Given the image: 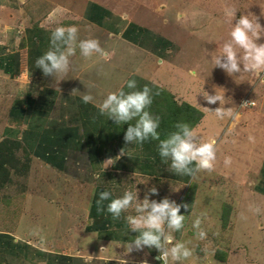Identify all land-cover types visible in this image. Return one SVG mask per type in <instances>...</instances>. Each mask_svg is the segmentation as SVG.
<instances>
[{
	"label": "crops",
	"instance_id": "crops-1",
	"mask_svg": "<svg viewBox=\"0 0 264 264\" xmlns=\"http://www.w3.org/2000/svg\"><path fill=\"white\" fill-rule=\"evenodd\" d=\"M219 2L227 18V2ZM182 4L0 0V264L152 261L159 255L155 248L127 252L124 247L136 235L127 218L138 215L139 201L113 219L106 210L108 201L103 212L97 211L95 201L101 191H109L112 198L137 192L142 201L155 187L158 195L149 194V200L167 198L183 205L187 189L194 185L188 208L181 207L183 228L172 232L165 227L173 243L182 241L188 227L196 233L207 229L194 228L191 218L217 226L224 218L220 234L236 218L238 235L242 231L237 221L246 218L264 234V84L258 75L244 72L249 77L240 85L236 81L232 90L213 80L204 67L196 71L194 61H185L188 47L180 32L197 29L196 17L206 12ZM70 26L77 27L79 39H97L107 57L93 55L86 60L77 49L66 75L44 76L35 66L36 59L50 48L53 30ZM251 75L258 80H249ZM128 80L136 81V90L145 85L152 89L146 110L159 117L160 139L175 131L177 123H186L201 141H216L213 171L175 174L170 161L161 159L158 140L126 144L127 124H115L93 103L81 100L85 93L99 102L122 87L131 91ZM203 92L223 94V106L236 115L221 119L206 111L205 107L214 111L220 104H207ZM230 127L236 135L229 134ZM226 134L235 136L227 139ZM225 157H230V164H225ZM198 177L204 180L202 185L194 184ZM217 178L227 182H211ZM218 249L224 251L221 245Z\"/></svg>",
	"mask_w": 264,
	"mask_h": 264
},
{
	"label": "clouds",
	"instance_id": "clouds-1",
	"mask_svg": "<svg viewBox=\"0 0 264 264\" xmlns=\"http://www.w3.org/2000/svg\"><path fill=\"white\" fill-rule=\"evenodd\" d=\"M236 10H230L227 15L235 18ZM249 15H241L231 25L228 33L229 39L223 43L222 48L212 58L213 67H219L228 75L247 72L259 75L264 73V43H257L264 36V28L257 22V18ZM79 49L84 59H90L93 55L106 58L107 53L95 38H78V29L75 26L57 27L50 34V48L35 61L36 68L42 70L44 76L56 77L67 74L70 67V57L74 56ZM195 76V73H192ZM126 87L131 91L125 92L123 87L115 92H109L102 101H95L90 93L81 96L83 103H93L103 116H107L117 125L127 124L124 133L126 144L133 142L142 144L149 138L158 140V152L163 161H170V168L177 175L191 176L196 171H213L216 160V141L214 139L206 142L201 141L196 131L186 123H177L176 130L171 132L166 139H160L157 131L159 117L147 111L152 103V89L145 85L137 89L135 80H128ZM75 90H73L74 92ZM158 94V93H157ZM207 104H216L220 107L214 111L204 108L206 111L214 112L218 118L225 116L233 117L236 114L232 108H225L223 94L209 95L203 92ZM135 121V123H132ZM123 154V153H122ZM225 164L231 163L230 157H225ZM194 165V167H193ZM149 194L158 195L155 187L145 194L144 199L138 200L137 192L125 191L121 197L112 198L109 191H101L96 199L97 211L103 212L104 202L107 203V212L113 219H119L121 213L128 209L134 200L139 201L135 210L136 216L127 218L130 230L136 233L134 239L127 242L124 247L127 252L133 249L140 250L143 247L155 248L159 253L158 259L162 264H168L169 257L174 262L187 259L192 256V250L183 242L173 243L171 232H166L165 227L172 232L179 231L184 226L185 216L180 214L181 207L187 209V204H177L167 198L149 200ZM259 211V209H255ZM200 219L193 222V227L199 229ZM200 239L205 238L206 233L198 232ZM171 245V247H168ZM102 250V249H101ZM120 264H127L120 260Z\"/></svg>",
	"mask_w": 264,
	"mask_h": 264
},
{
	"label": "rangeland",
	"instance_id": "rangeland-1",
	"mask_svg": "<svg viewBox=\"0 0 264 264\" xmlns=\"http://www.w3.org/2000/svg\"><path fill=\"white\" fill-rule=\"evenodd\" d=\"M204 2L206 3L204 4ZM226 2L227 12L233 9L236 10L233 21L231 16L226 14L227 18H225V14H222L219 0H170V4H174V7H181L183 5L182 3H184L187 8L196 5L197 7L194 10H205V14L201 13L196 17L195 24L199 26L197 29H192L190 30L191 32L188 33L186 31L180 32L182 39H186L187 41V38H189L188 42L184 41L187 43L188 47L186 51L188 57H185V61H187L188 58L190 62L194 61L196 71L198 70V67L201 68L200 71H204L205 68L208 75L212 74L213 80L220 85L226 83L225 86L227 88L231 87L233 90L234 87L232 85L236 81L239 82L240 85L242 82L240 80H246V76L249 77L248 75L250 74L246 75L244 72H241L240 74L235 73L230 76L219 67H213L212 58L219 54L223 43L229 39L228 33L232 23L234 24L241 15H249L250 19L253 18L252 16L256 17L257 22L262 28H264V0H226ZM207 3H209V6L206 5ZM221 21H223L225 25L220 23ZM169 32H171V29H169ZM171 33H173V31ZM173 35L176 37L175 33H173ZM175 42H177V40H175ZM256 42L258 44L264 43V36ZM185 43L183 44L184 46ZM251 77L252 78L249 80L254 81L258 80V77H260L259 79L261 80H259V82L261 86L264 84V73L259 74L258 77L255 75H251ZM231 82L232 84H230ZM236 90H238V88ZM240 104L245 106L247 103L243 102ZM262 109L264 111V108ZM228 130L231 132H228L229 134H235L236 129H234V127H230ZM229 134H226L225 136L227 139H232L231 137L236 135L230 136ZM204 175L207 174L205 173ZM208 179L209 178L207 177V180ZM203 181L204 180L198 177L194 184L202 185ZM208 181H210V179ZM212 181L217 185L225 184L227 182L220 178L213 179L211 182ZM193 190L194 185H190L185 194L184 204L189 202ZM218 211L219 210L217 209V213L220 214V211ZM225 211L226 210H223L221 212V216ZM196 219L197 218H191L193 222ZM222 219L223 220H220V225L218 223V226L217 222L203 223L204 225L200 223V227L207 228L200 230L206 233V236L203 239L198 237V233L191 231L190 227L187 228L188 231L186 233L184 231L181 234V242L185 243L187 247L192 250L193 254L190 256V261L193 260V263L195 264H264V248L261 247L262 244L264 245V234H262V229L259 228V230H257L259 232L258 234L254 228L252 220L242 218L237 221L238 227L240 228L239 230L242 231L240 232V235H238L235 233L237 219L233 218L232 220L234 221L229 224L228 231L220 234L219 226L222 228L225 221L224 218ZM261 219L262 218H258L262 223ZM246 231L249 236H245ZM220 245L224 251L218 249ZM168 264H171V262L169 261Z\"/></svg>",
	"mask_w": 264,
	"mask_h": 264
},
{
	"label": "built area",
	"instance_id": "built-area-1",
	"mask_svg": "<svg viewBox=\"0 0 264 264\" xmlns=\"http://www.w3.org/2000/svg\"><path fill=\"white\" fill-rule=\"evenodd\" d=\"M249 105H252L253 103H248ZM139 264H162V261L158 259V256L154 257L152 261L149 262H140Z\"/></svg>",
	"mask_w": 264,
	"mask_h": 264
}]
</instances>
